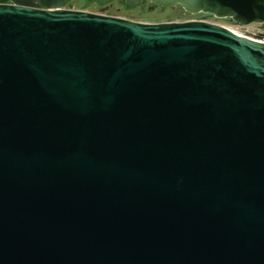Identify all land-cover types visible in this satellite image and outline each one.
Here are the masks:
<instances>
[{"label": "water", "instance_id": "water-1", "mask_svg": "<svg viewBox=\"0 0 264 264\" xmlns=\"http://www.w3.org/2000/svg\"><path fill=\"white\" fill-rule=\"evenodd\" d=\"M37 1L0 4V264H264V43Z\"/></svg>", "mask_w": 264, "mask_h": 264}, {"label": "rangeland", "instance_id": "rangeland-1", "mask_svg": "<svg viewBox=\"0 0 264 264\" xmlns=\"http://www.w3.org/2000/svg\"><path fill=\"white\" fill-rule=\"evenodd\" d=\"M21 2L22 0H17ZM67 9L98 14L108 17L121 18L143 24L184 23L193 21H205L211 24L223 26L239 35H248L255 39L264 40V27L259 24L242 26L233 20L220 19L209 14H191L181 6L162 7L151 2L128 7L124 0H111L105 4H99L94 0H74ZM241 33V34H240Z\"/></svg>", "mask_w": 264, "mask_h": 264}, {"label": "crops", "instance_id": "crops-1", "mask_svg": "<svg viewBox=\"0 0 264 264\" xmlns=\"http://www.w3.org/2000/svg\"><path fill=\"white\" fill-rule=\"evenodd\" d=\"M8 3L32 8H40L37 0H22L21 2H18L17 0H9Z\"/></svg>", "mask_w": 264, "mask_h": 264}, {"label": "built area", "instance_id": "built-area-1", "mask_svg": "<svg viewBox=\"0 0 264 264\" xmlns=\"http://www.w3.org/2000/svg\"><path fill=\"white\" fill-rule=\"evenodd\" d=\"M236 34V33H235ZM241 34V33H240ZM243 35V34H242ZM244 36H248V35H244ZM249 38H251L252 40H255V41H259V42H263L264 43V40H259V39H255V38H253V37H250L249 36Z\"/></svg>", "mask_w": 264, "mask_h": 264}, {"label": "trees", "instance_id": "trees-1", "mask_svg": "<svg viewBox=\"0 0 264 264\" xmlns=\"http://www.w3.org/2000/svg\"><path fill=\"white\" fill-rule=\"evenodd\" d=\"M9 0H0V4H8Z\"/></svg>", "mask_w": 264, "mask_h": 264}, {"label": "bare ground", "instance_id": "bare-ground-1", "mask_svg": "<svg viewBox=\"0 0 264 264\" xmlns=\"http://www.w3.org/2000/svg\"><path fill=\"white\" fill-rule=\"evenodd\" d=\"M234 33H236V32H234ZM237 34V33H236ZM237 35H239V34H237ZM239 36H242V35H239ZM242 37H245V36H242ZM247 38H249V37H247ZM249 39H251V38H249Z\"/></svg>", "mask_w": 264, "mask_h": 264}, {"label": "flooded vegetation", "instance_id": "flooded-vegetation-1", "mask_svg": "<svg viewBox=\"0 0 264 264\" xmlns=\"http://www.w3.org/2000/svg\"><path fill=\"white\" fill-rule=\"evenodd\" d=\"M146 2H151L150 0H147Z\"/></svg>", "mask_w": 264, "mask_h": 264}]
</instances>
